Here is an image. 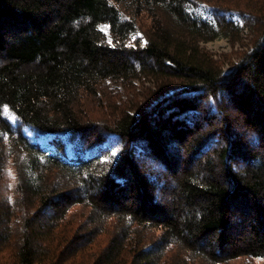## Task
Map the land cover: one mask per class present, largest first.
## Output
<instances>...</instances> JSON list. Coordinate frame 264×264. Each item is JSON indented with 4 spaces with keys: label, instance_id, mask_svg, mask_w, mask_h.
<instances>
[{
    "label": "trees",
    "instance_id": "16d2710c",
    "mask_svg": "<svg viewBox=\"0 0 264 264\" xmlns=\"http://www.w3.org/2000/svg\"><path fill=\"white\" fill-rule=\"evenodd\" d=\"M245 26L227 69L201 45ZM138 82L154 86L142 100ZM5 144L0 264H61L48 242L77 204L94 226L61 243L111 219L99 264L264 260V0H0Z\"/></svg>",
    "mask_w": 264,
    "mask_h": 264
},
{
    "label": "rangeland",
    "instance_id": "374dc122",
    "mask_svg": "<svg viewBox=\"0 0 264 264\" xmlns=\"http://www.w3.org/2000/svg\"><path fill=\"white\" fill-rule=\"evenodd\" d=\"M239 2H246L247 0H238ZM101 29L109 34V26L105 23L100 25ZM250 31V28L244 27L241 29L240 33L233 37V39L229 40L228 38H217L208 42H202L201 45L205 47L206 50H208L210 53L214 54L217 58L221 60V62L224 64V68L227 69L231 62H235L239 59V57L242 55V52L250 48L251 42L250 38L251 35H248ZM137 37H141L142 43L145 42V36L142 32H138L136 34ZM134 39V38H133ZM132 39V40H133ZM154 88L150 82H144V85L141 84V82L137 83V89H136V98L138 100H142V96H140L141 91H147L148 88ZM111 89H113L115 92H121L122 99H126L127 96L126 93L123 91L125 88L123 85H115L112 84L110 86ZM127 91V90H126ZM132 92V91H131ZM134 93V92H133ZM135 94V93H134ZM116 95L112 96L108 101L102 102V105L93 104L90 103L91 106H84V110L86 111H100L102 109V114L108 113L110 111H106L105 108L111 109L113 111L114 104L110 102L117 101L119 98H115ZM122 100V101H123ZM106 105V106H104ZM93 106V107H92ZM103 106V107H102ZM101 112V111H100ZM249 136V135H248ZM0 151H11V148L8 144L3 145L2 148H0ZM26 152H22L21 156V165L24 167H27L28 164L26 162L25 158ZM7 168V169H5ZM4 173H3V181L0 183V200H2L3 197L8 194H12L14 191V184L10 186L9 183L11 182H17L18 174H17V166L14 165L13 162V154L10 156V160L5 164L4 166ZM7 171V173H6ZM90 206H80V205H74L69 212L66 215V219L64 222H62L60 225V228L56 230V234L53 235L52 238H50L48 245L49 249H52L55 254L53 259V262L61 263V264H99L97 261V257L102 253V247L105 246V244L108 243L107 237L109 236L108 233L104 232L106 231V227H109V222L111 219L107 221L105 224V228L103 224H101L100 228L97 230V235L95 238H93V243H88L87 241H83L80 239V237H74L72 241L69 243H61V238H64V236H71L76 228H81V225L83 224L84 228L92 227L94 226V218L90 217ZM20 226L22 225V218L17 217L15 219ZM102 228V229H101ZM111 228L109 227L108 230ZM80 236V235H79ZM91 238V239H92ZM60 244L58 248H56V245ZM73 242V243H72ZM12 241H9L8 245H0V260L2 259H10L13 257V245L11 244ZM75 243V244H74ZM11 244V245H10ZM56 244V245H55ZM73 244V247L70 248V246ZM55 246V247H54ZM75 246V247H74ZM74 248H77L78 250H74ZM129 261V259H127ZM227 264H264V260L262 259H249V258H241L235 261H230Z\"/></svg>",
    "mask_w": 264,
    "mask_h": 264
}]
</instances>
